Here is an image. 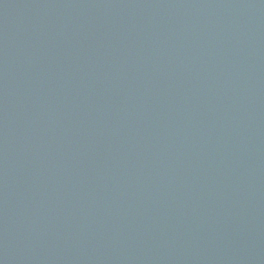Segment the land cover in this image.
Instances as JSON below:
<instances>
[{
	"label": "water",
	"instance_id": "obj_1",
	"mask_svg": "<svg viewBox=\"0 0 264 264\" xmlns=\"http://www.w3.org/2000/svg\"><path fill=\"white\" fill-rule=\"evenodd\" d=\"M0 264H264V0H0Z\"/></svg>",
	"mask_w": 264,
	"mask_h": 264
}]
</instances>
